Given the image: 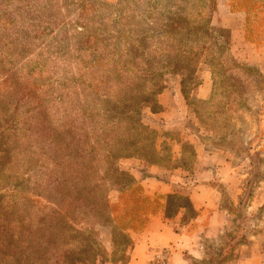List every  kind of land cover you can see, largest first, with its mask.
<instances>
[{"label": "rangeland", "instance_id": "1", "mask_svg": "<svg viewBox=\"0 0 264 264\" xmlns=\"http://www.w3.org/2000/svg\"><path fill=\"white\" fill-rule=\"evenodd\" d=\"M260 58L264 0H0V264H126L194 193L200 264H264Z\"/></svg>", "mask_w": 264, "mask_h": 264}, {"label": "crops", "instance_id": "2", "mask_svg": "<svg viewBox=\"0 0 264 264\" xmlns=\"http://www.w3.org/2000/svg\"><path fill=\"white\" fill-rule=\"evenodd\" d=\"M264 75V58H260L258 64ZM203 88V87H202ZM200 89L199 96L205 95L210 98L213 86L207 84L205 89ZM201 196V195H200ZM198 194L192 195V201L201 210L209 208L208 214H200L197 219L183 225L182 218L166 219L163 215L152 218L145 233L140 236L134 246L131 260L126 264H149L158 250L169 251V264H200L205 258L206 239L218 236L224 230L227 216L224 212L215 208L217 201H203ZM240 259L236 264H261L260 260ZM119 264V263H107Z\"/></svg>", "mask_w": 264, "mask_h": 264}, {"label": "trees", "instance_id": "3", "mask_svg": "<svg viewBox=\"0 0 264 264\" xmlns=\"http://www.w3.org/2000/svg\"><path fill=\"white\" fill-rule=\"evenodd\" d=\"M96 246L97 245H94V247H96ZM90 251H93V250L91 249ZM90 251L87 250L86 251V255L84 257H81L82 259H77V260H80L79 262H82L81 260H84V262H85L88 259L89 260L92 259L93 257L91 256V252ZM66 253L68 255L69 252H66ZM55 256L56 257H55V261L53 262V264H65L64 257H67V256L64 254L63 249H62L61 253H57Z\"/></svg>", "mask_w": 264, "mask_h": 264}, {"label": "built area", "instance_id": "4", "mask_svg": "<svg viewBox=\"0 0 264 264\" xmlns=\"http://www.w3.org/2000/svg\"><path fill=\"white\" fill-rule=\"evenodd\" d=\"M151 264H169L168 251L162 250L157 252Z\"/></svg>", "mask_w": 264, "mask_h": 264}]
</instances>
